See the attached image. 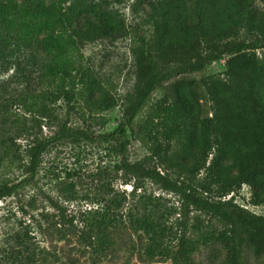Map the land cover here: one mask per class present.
Listing matches in <instances>:
<instances>
[{"label": "trees", "instance_id": "16d2710c", "mask_svg": "<svg viewBox=\"0 0 264 264\" xmlns=\"http://www.w3.org/2000/svg\"><path fill=\"white\" fill-rule=\"evenodd\" d=\"M123 1L30 0L25 7L0 1V23L6 26L1 30L11 32L9 27L19 23L18 40L32 42L38 49L34 51L43 52L40 60L8 59L15 52L0 45V70L12 69L0 81V89L10 96L0 100V165L17 162L19 172L15 181H0V201L34 184L42 157L53 143L102 142L114 162L90 175L107 190L101 209L86 211L84 229L78 233L91 262L111 246V227L117 224L115 212L122 204L103 179L108 172L120 173L123 183L131 185L129 195L149 181L179 202L174 206L163 197L142 196V211H127L130 228L147 238L148 259L190 264L199 245L208 242L220 243L226 251L218 264H242L245 244L255 255H264V214L234 200L245 185L249 197L241 200L264 206V53H257L264 48V4L143 0L150 7L152 33L139 36L131 49L135 80L123 97L116 127L98 133L110 122L103 113L109 111L113 89L95 69L78 63L73 53L89 41H115L128 33L115 8ZM221 60L220 72L205 73ZM194 73L203 74L193 77ZM156 90L160 96L137 123L136 116ZM5 101L30 113V125L7 114ZM58 101L76 114L81 126L71 125L68 116L57 117ZM44 123L52 128L48 134L41 130ZM20 138L27 141L24 160L12 149ZM133 140L146 148L141 159L130 158ZM79 185L81 177L69 180L68 174L55 183L56 196L42 193L44 205L55 213H40L37 220L52 228L56 218L71 225L73 217L66 216L59 199H74ZM229 193L230 198L222 199ZM174 214L178 221L168 224ZM203 215L209 217L207 223ZM46 259L30 230L17 228L0 239V264H47Z\"/></svg>", "mask_w": 264, "mask_h": 264}, {"label": "rangeland", "instance_id": "374dc122", "mask_svg": "<svg viewBox=\"0 0 264 264\" xmlns=\"http://www.w3.org/2000/svg\"><path fill=\"white\" fill-rule=\"evenodd\" d=\"M0 1H10L15 3L17 7H25L30 2V0ZM40 1L47 3L50 0ZM65 1L68 3V0ZM255 3L257 6L262 7L264 0H255ZM115 8L124 18L128 33L115 41H89L80 46L76 53H73L78 63L95 69L100 74L103 82L105 83L106 80L113 89L109 111L103 113V115L110 117V122L98 133L111 132L116 127V121L120 117V105L123 97L132 90L135 80L131 49L138 43L139 36L149 37L153 30L152 22L148 15L150 7L146 1L124 0L122 3L115 5ZM19 25V23H16L10 26L9 31L11 32H6V30H1L2 27L6 26L0 23V45H5L7 48L4 49L15 52L8 59L15 57L25 58L27 56H34L37 60L43 59V52L34 51L38 49L32 42L18 40L16 32L19 29L16 26ZM238 36L243 38L244 33L240 32ZM257 53L262 55L264 48L257 49ZM223 63L224 60H221L219 64L207 68L205 73L213 70L220 72L223 68ZM9 68L3 73L0 70V81L12 74V69ZM202 74L194 73L192 76L200 77ZM159 96V90L152 93L136 116L135 120L137 123L147 117L151 104ZM9 97L5 90L2 91L0 89V100H6ZM5 104H9L6 108L7 114L16 115L20 119V123L25 121L27 126L30 125L28 121L30 113L26 112L21 105L17 103L10 104V101H5ZM54 109L58 118L64 119L68 116L71 125L81 126V121L76 114L69 111L65 103L58 101L54 104ZM51 129L45 123L41 126L44 134L50 133ZM14 143L15 145H12V149H17L18 154L24 160L23 150L27 143L26 139H16ZM128 149L132 160L141 159L147 154L145 146L139 141L133 140ZM114 159L108 152L106 144L102 142L71 143L63 141L50 145L42 157L34 184L24 187L19 195L5 197L0 201V239L6 235V232L17 228L30 230L36 243L46 252L47 264H173L170 259L161 257L148 259L145 256L144 250L148 243L147 238L144 234L135 232L130 228L126 214L129 209L136 213L142 211V201L139 200L142 196L163 197L168 200V205L172 203L174 206L179 204L177 198L172 194L161 191L149 181H145L142 189L140 191L137 190L133 196L129 195L131 185L123 183L120 173L114 175L113 172H108L103 179L105 182L109 181L112 189L111 193L121 199V207L115 212L117 213L118 221L114 227H111L113 239L111 246L107 248L96 262H91L90 250L79 240L78 233L84 229L82 221L86 211L101 209L103 205L101 198L103 197V192L107 189L98 183L97 176L92 178L90 174H96L100 169L112 166ZM16 166L17 162L8 165L4 161L0 165V181L17 180L19 172ZM68 174L69 180H75L78 176L81 177V185L75 187V198L64 202L61 198L59 199L60 203L65 206L66 216H72L73 221L71 225H68V223L62 225L56 221V218L53 220L56 223L55 228H52L47 223L37 220V218H40V213H55L54 209L44 205L41 200L42 193L54 196L56 194L55 183ZM101 192L102 194L100 195ZM240 193L239 197H235L234 200L242 206L240 198L242 199L243 196L246 199L249 194L247 188L244 187L241 188ZM123 197H125V200L122 199ZM222 199H228V197L225 196ZM247 206L249 207V205ZM252 211L264 214V206L258 205L256 209L252 208ZM202 217L204 218V223H207L209 217L204 215ZM177 218L178 214H174L170 216L167 223L174 224L175 221H178ZM191 220L190 218L189 222ZM211 224L212 226L216 225L214 220L211 221ZM225 253L226 251L220 243L208 242L207 244H200L192 254L190 264H218L225 258ZM241 257L242 264H264V255H255L250 244L243 246Z\"/></svg>", "mask_w": 264, "mask_h": 264}, {"label": "clouds", "instance_id": "9594fccd", "mask_svg": "<svg viewBox=\"0 0 264 264\" xmlns=\"http://www.w3.org/2000/svg\"><path fill=\"white\" fill-rule=\"evenodd\" d=\"M243 186H245V185H242V187ZM241 187V188H242ZM246 187V186H245ZM247 188V187H246ZM241 190V189H240ZM247 190H248V188H247ZM239 194H241L240 193V191H239ZM248 194H249V190H248ZM236 197H239V196H236ZM249 197V196H248ZM247 199V198H246ZM240 201H241V204H242V206L244 207V206H246V207H244V208H246V209H249L250 211H252V207H250V205H252V204H248V200L246 201V202H243L242 200H241V198H240ZM247 205H249V207L247 206ZM252 206H256V205H252ZM254 212V211H253Z\"/></svg>", "mask_w": 264, "mask_h": 264}, {"label": "built area", "instance_id": "2783aa9c", "mask_svg": "<svg viewBox=\"0 0 264 264\" xmlns=\"http://www.w3.org/2000/svg\"><path fill=\"white\" fill-rule=\"evenodd\" d=\"M244 188H246L245 186H243ZM232 194L231 193H229L228 195H226V197H228V198H230V196H231ZM236 196H238V195H236ZM223 198H225V197H223ZM244 207H246V206H244ZM252 208H254V209H256L257 208V206H252Z\"/></svg>", "mask_w": 264, "mask_h": 264}]
</instances>
